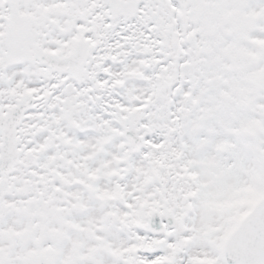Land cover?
I'll list each match as a JSON object with an SVG mask.
<instances>
[{"label":"snow or ice","instance_id":"obj_1","mask_svg":"<svg viewBox=\"0 0 264 264\" xmlns=\"http://www.w3.org/2000/svg\"><path fill=\"white\" fill-rule=\"evenodd\" d=\"M0 264H264V0H0Z\"/></svg>","mask_w":264,"mask_h":264}]
</instances>
